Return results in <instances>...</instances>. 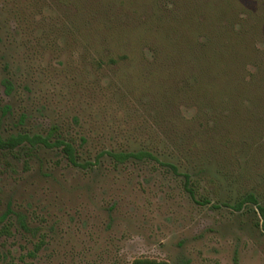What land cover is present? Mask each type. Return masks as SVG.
I'll return each mask as SVG.
<instances>
[{"label":"rangeland","instance_id":"374dc122","mask_svg":"<svg viewBox=\"0 0 264 264\" xmlns=\"http://www.w3.org/2000/svg\"><path fill=\"white\" fill-rule=\"evenodd\" d=\"M209 31L246 45L212 89L187 59ZM53 126L88 164L0 148V264H264L260 209L234 207H264V0H0V135ZM139 149L194 196L154 159L100 155Z\"/></svg>","mask_w":264,"mask_h":264},{"label":"trees","instance_id":"16d2710c","mask_svg":"<svg viewBox=\"0 0 264 264\" xmlns=\"http://www.w3.org/2000/svg\"><path fill=\"white\" fill-rule=\"evenodd\" d=\"M207 33L210 36L206 37L202 41L198 40L197 44L191 47L192 51L188 52L190 55L194 54L193 56L195 58V61L190 58L187 59L190 60L189 64H193V70L196 72L195 75H210V78L206 83L205 88L212 89L210 86L212 82V80H210L212 75H215L217 80H221L224 83L226 82L229 83L233 76L243 75L241 71L243 66L240 64L245 57L246 45H245V37L243 36L244 42L241 41L239 44H234L235 49H233L234 51H231V48L229 47L226 41L228 31L226 32L221 31L219 33L209 31ZM245 33L246 31H243V34ZM223 45H225V48L223 51H221L219 48L222 47ZM175 51L177 52L176 49ZM182 55L184 56L185 54ZM257 55L258 54L255 53V56ZM183 56L180 55L179 58L183 60ZM108 62L109 63L116 62V59L110 57L108 59ZM170 64H174V63L171 54L168 51H166L163 56V62H161V66L163 65L162 66L163 70L166 68L170 72L171 69H169V67H172V65ZM203 65L205 66L203 67ZM149 71H152V69ZM183 72L184 70L180 69L179 74H183ZM168 75H172V74L168 73ZM223 75L227 76V78H224ZM233 86H234L233 84L230 85L231 88H233ZM55 133H56V127L53 126L44 136L39 133L29 135L27 132L18 133L15 135L10 134L7 137H2L0 135V148L13 150L14 148L23 146L22 144L24 143L29 144L30 146L29 148H32L35 145H44L46 147H51V148L58 147L62 150L64 156L66 157L69 163L73 165L88 164L86 162L85 163L78 162L77 160L78 155L72 143L67 140H64L63 138L58 137L57 135H55ZM105 154L110 156L116 163H123L130 158L137 160L154 159L158 163L170 167L174 172L183 175L185 177L184 185L186 189L189 191L191 196H194V190L192 185L188 186L190 182L189 173L178 172L175 164L160 160L148 150H144V149H139L137 151L103 150L100 152L101 156ZM201 202L208 203L209 201L207 199H203ZM246 203L256 204L257 207L260 209L261 214L264 218V207L259 204L258 199L254 195V193L249 192L246 195L239 198L238 200H236L234 203V207L237 210H239ZM215 206L218 207V204H216ZM130 264H169V262L165 260H156L147 257H137L133 259Z\"/></svg>","mask_w":264,"mask_h":264}]
</instances>
